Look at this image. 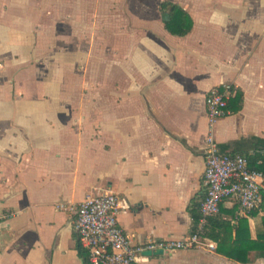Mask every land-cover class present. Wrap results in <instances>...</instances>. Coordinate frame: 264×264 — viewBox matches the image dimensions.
<instances>
[{
	"label": "crops",
	"instance_id": "0c3cea01",
	"mask_svg": "<svg viewBox=\"0 0 264 264\" xmlns=\"http://www.w3.org/2000/svg\"><path fill=\"white\" fill-rule=\"evenodd\" d=\"M160 1L0 0V264H82L74 217L88 193L121 198L134 243L190 234L213 86L244 93L218 143L264 137V0H171L193 17L184 36L165 28ZM238 211L227 199L220 216H246L256 238L264 209ZM218 248L141 253L138 264H264Z\"/></svg>",
	"mask_w": 264,
	"mask_h": 264
},
{
	"label": "built area",
	"instance_id": "2783aa9c",
	"mask_svg": "<svg viewBox=\"0 0 264 264\" xmlns=\"http://www.w3.org/2000/svg\"><path fill=\"white\" fill-rule=\"evenodd\" d=\"M236 87L230 83L213 86L206 96L208 133L205 144L206 169L204 198L194 230L181 239H149L134 243L120 225L121 198L114 192L88 193L75 210L74 229L81 246L88 250L91 264H138L144 250H214L216 241L206 236L209 219L220 212L221 204L231 199L240 215L260 207L264 196V173L252 169L242 154L222 152L215 138L218 121L231 113L228 104ZM1 218V215H0Z\"/></svg>",
	"mask_w": 264,
	"mask_h": 264
},
{
	"label": "trees",
	"instance_id": "16d2710c",
	"mask_svg": "<svg viewBox=\"0 0 264 264\" xmlns=\"http://www.w3.org/2000/svg\"><path fill=\"white\" fill-rule=\"evenodd\" d=\"M159 10L165 28L171 34L184 36L192 31L194 26L193 17L179 3L171 0H161L159 2ZM243 101V91L236 89L228 104L231 113L239 111L242 108ZM219 148L222 152L244 155L247 158L248 165L252 169L264 173V137H243L225 145L219 144ZM260 207L261 209H264V196ZM259 208L253 210L250 214L256 213ZM189 211L193 219L194 229L200 217L199 203L193 201ZM231 213L232 218L234 219L235 208H233ZM228 232L231 235V242L229 245L222 247V241L223 239H226ZM204 234L210 239L216 241L218 243L217 247H219V252L224 253L228 257L245 262L247 261L248 253L251 250L257 251L258 256L264 257V218L261 231L258 232L256 238H252L249 221L246 216H241L236 223H232L231 218H223L220 216L219 212L209 219ZM76 247L79 251L82 264H91L89 261L88 250L81 246L80 240H78Z\"/></svg>",
	"mask_w": 264,
	"mask_h": 264
},
{
	"label": "rangeland",
	"instance_id": "374dc122",
	"mask_svg": "<svg viewBox=\"0 0 264 264\" xmlns=\"http://www.w3.org/2000/svg\"><path fill=\"white\" fill-rule=\"evenodd\" d=\"M153 1H158V0H153ZM0 10H1V13H0V22H1L0 23V36L3 35L5 37V39H0V45L3 46L4 43L8 44V42H7V36H8V34H7V25L3 24L7 20L8 11L6 9H3V8H1ZM4 11H6V12H4ZM34 27H38V26H33V28ZM1 64H2V62H1Z\"/></svg>",
	"mask_w": 264,
	"mask_h": 264
},
{
	"label": "water",
	"instance_id": "95a60500",
	"mask_svg": "<svg viewBox=\"0 0 264 264\" xmlns=\"http://www.w3.org/2000/svg\"><path fill=\"white\" fill-rule=\"evenodd\" d=\"M142 253L146 254V255H159V254H163L164 253V249H162V248H158L156 250L148 249V250H144Z\"/></svg>",
	"mask_w": 264,
	"mask_h": 264
}]
</instances>
